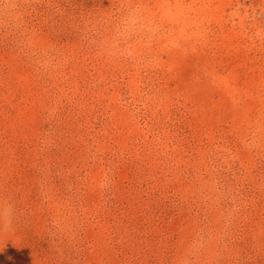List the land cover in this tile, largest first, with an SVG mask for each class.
<instances>
[{
	"label": "rangeland",
	"instance_id": "374dc122",
	"mask_svg": "<svg viewBox=\"0 0 264 264\" xmlns=\"http://www.w3.org/2000/svg\"><path fill=\"white\" fill-rule=\"evenodd\" d=\"M0 264H264V0H0Z\"/></svg>",
	"mask_w": 264,
	"mask_h": 264
},
{
	"label": "bare ground",
	"instance_id": "6f19581e",
	"mask_svg": "<svg viewBox=\"0 0 264 264\" xmlns=\"http://www.w3.org/2000/svg\"><path fill=\"white\" fill-rule=\"evenodd\" d=\"M172 5H173V4H172ZM173 6H174V5H173ZM173 6H172V7L170 6V7L173 9ZM166 7H167V6H166ZM173 10H174V9H173ZM171 11H172V10H171ZM172 16H173V15H171V17H172ZM171 19H172V18H171ZM171 28H172V27H171ZM172 34H173V33H172ZM171 38H173V36H172Z\"/></svg>",
	"mask_w": 264,
	"mask_h": 264
}]
</instances>
